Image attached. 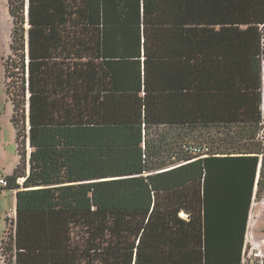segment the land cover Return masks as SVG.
<instances>
[{
	"label": "trees",
	"instance_id": "1",
	"mask_svg": "<svg viewBox=\"0 0 264 264\" xmlns=\"http://www.w3.org/2000/svg\"><path fill=\"white\" fill-rule=\"evenodd\" d=\"M8 11L19 162L4 263L241 264L264 193V0Z\"/></svg>",
	"mask_w": 264,
	"mask_h": 264
},
{
	"label": "rangeland",
	"instance_id": "2",
	"mask_svg": "<svg viewBox=\"0 0 264 264\" xmlns=\"http://www.w3.org/2000/svg\"><path fill=\"white\" fill-rule=\"evenodd\" d=\"M11 28L12 20L8 11V0H0V178L10 176L19 162L15 129L11 122L12 105L5 93L3 70V62L11 53ZM21 182L22 180L20 178L17 179V183L20 184ZM12 192V189H7L4 185L0 184V233L4 230L0 237V259L3 257L1 254L2 246L5 245V241L12 233L14 227V220L12 216H10L11 219H7V227L4 229L6 216L10 213L15 204ZM263 196L264 193L260 198L254 199V201H261ZM261 218L257 221L256 229H254V235L258 239L264 237L262 233L264 225L260 222ZM247 254L246 252L245 264H247L248 261ZM2 263L5 264L4 262ZM250 264H254V262Z\"/></svg>",
	"mask_w": 264,
	"mask_h": 264
},
{
	"label": "built area",
	"instance_id": "3",
	"mask_svg": "<svg viewBox=\"0 0 264 264\" xmlns=\"http://www.w3.org/2000/svg\"><path fill=\"white\" fill-rule=\"evenodd\" d=\"M261 29H264V26H261ZM261 66H262V90H261V112H262V129L260 131L261 138L264 139V56L261 57ZM0 184L7 186V181L5 178H0ZM262 217V218H261ZM260 222L264 225V196L261 201H254V195L252 201L250 202L247 221L245 225V232L243 236V246L241 253V264H245V253L247 252V264L254 262V264H264V237L258 239L254 235V229H256V223ZM264 235V228L262 230ZM247 250V251H246ZM2 262L3 257H1Z\"/></svg>",
	"mask_w": 264,
	"mask_h": 264
},
{
	"label": "crops",
	"instance_id": "4",
	"mask_svg": "<svg viewBox=\"0 0 264 264\" xmlns=\"http://www.w3.org/2000/svg\"><path fill=\"white\" fill-rule=\"evenodd\" d=\"M23 179V178H22ZM13 192H12V195L14 196V201H16V198H15V190H12ZM10 216H12V219L14 220L15 219V204H14V207H13V209L10 211V213H8L7 214V218H6V220H5V223H4V229L7 227V219H11V217ZM4 231V230H3ZM3 231L0 233V237H1V235H2V233H3ZM0 242H1V240H0ZM1 256V255H0ZM0 264H3L2 263V260L0 259Z\"/></svg>",
	"mask_w": 264,
	"mask_h": 264
},
{
	"label": "bare ground",
	"instance_id": "5",
	"mask_svg": "<svg viewBox=\"0 0 264 264\" xmlns=\"http://www.w3.org/2000/svg\"><path fill=\"white\" fill-rule=\"evenodd\" d=\"M22 180V178H20Z\"/></svg>",
	"mask_w": 264,
	"mask_h": 264
},
{
	"label": "water",
	"instance_id": "6",
	"mask_svg": "<svg viewBox=\"0 0 264 264\" xmlns=\"http://www.w3.org/2000/svg\"><path fill=\"white\" fill-rule=\"evenodd\" d=\"M23 180V179H22Z\"/></svg>",
	"mask_w": 264,
	"mask_h": 264
}]
</instances>
